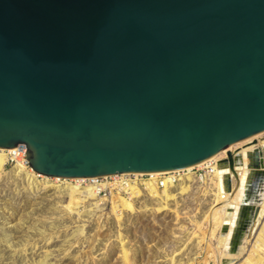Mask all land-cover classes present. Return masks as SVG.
I'll use <instances>...</instances> for the list:
<instances>
[{"label":"water","instance_id":"obj_1","mask_svg":"<svg viewBox=\"0 0 264 264\" xmlns=\"http://www.w3.org/2000/svg\"><path fill=\"white\" fill-rule=\"evenodd\" d=\"M260 133L264 0H0V149L34 174L176 171ZM245 158L230 253L264 186Z\"/></svg>","mask_w":264,"mask_h":264},{"label":"rangeland","instance_id":"obj_2","mask_svg":"<svg viewBox=\"0 0 264 264\" xmlns=\"http://www.w3.org/2000/svg\"><path fill=\"white\" fill-rule=\"evenodd\" d=\"M238 146L231 150L239 152L243 145ZM227 155L228 153L222 154L219 159L222 160ZM8 156L7 153L6 158ZM12 166L14 164L8 163L6 159L0 171V214L2 217H9V224H13L8 229L13 241L11 248L1 241L0 232V264H31L45 254L51 264H168L169 258L181 250L175 256L173 264H178L179 260L185 264L199 252L197 241L201 240V234L207 226L204 215L211 206V198L196 193L194 197L190 195L186 199L166 202V209L157 212L155 208L160 204L155 203L156 199L142 197L137 203H133L137 211L130 213L119 200V197H127L118 189L105 186L99 194L96 193L97 197L103 198L98 205L100 211L94 212L92 209L90 213L83 214L82 211L87 212L92 207L89 204L96 201L83 192L66 194L68 191L64 187L70 184L67 188L71 190L77 183L69 180L59 183L47 179L31 191L23 190L25 184L17 185V180L10 175ZM38 179L43 180H36ZM86 184L79 183L78 190L88 187ZM60 185L62 188H57ZM69 201L70 205L78 203L80 207L72 206L73 208L68 209L65 206H68ZM8 211H12L14 215H10ZM18 220H26L27 223L20 225ZM49 221H53L54 228H49ZM34 222H38L37 228L42 229L43 234L37 232L35 227L30 228ZM76 225L83 227V235L67 240L69 232ZM123 249L131 254L126 262L121 256ZM13 251H17L16 258L11 257ZM184 256L187 258L183 259ZM235 264H241V260Z\"/></svg>","mask_w":264,"mask_h":264},{"label":"bare ground","instance_id":"obj_3","mask_svg":"<svg viewBox=\"0 0 264 264\" xmlns=\"http://www.w3.org/2000/svg\"><path fill=\"white\" fill-rule=\"evenodd\" d=\"M262 136H264V133H260L256 136H253L250 139H247L245 141H242L234 145H231L229 147H226L225 149H223L222 151H220L213 157L195 166L185 168L184 171H186L187 174L180 175L178 178H175L174 179L175 182L170 181V177L168 178L166 175L176 174L180 170L169 171V172L148 173L150 175V178L145 181H141L140 183L142 186H140L138 183H132V184H127L125 187L119 190L121 191V193H123L127 197V199L119 197V200L121 201L122 206L127 212L133 213L137 211L133 203H137V201H139L142 197H147V199L148 198L156 199L155 203L160 204L157 208H155V211L157 212H160L166 209L165 207L166 202H171V200L176 201L178 198L186 199L190 195H191L190 197H194L196 193L200 194L202 197L211 198L209 202L211 206L208 209V212L204 215V220L207 223V226L205 230H203L204 231L203 234H201L202 235L201 240L197 241L200 247V249L198 250L199 252L193 255V257L189 259L187 263L185 262V264H225L224 262H226V264H235L239 260H241V264H264V186H262V192L259 198L260 200L258 204L259 211L253 223L251 224L247 233L242 238V241L240 245L238 246L237 250L234 253L229 252V248H230L229 241H230L231 233L233 232V229H234L235 219L237 217L240 203L244 196V189H245V184H246V179H247V174H248V169L246 168L247 160L245 158V154L247 151H251L254 148H258L261 150L262 148H264V139L261 140ZM238 145H243L242 146L243 148H241L239 152L234 153L235 150L232 151L231 148L236 147ZM237 148H239V146ZM7 153L9 155L8 158H6ZM17 153L23 154V151H20V150L12 151V150L0 149V171L3 165L6 163V159L8 163H13L14 166H12L10 170V175L12 176L13 179L17 180V183H18L17 185L25 184V186L22 188L23 190L29 189L31 191V189L36 187V185H38L39 183H45L47 179H53L54 181L59 182V183L60 182L65 183L66 181L69 180V181L77 183V185L76 186L74 185L75 186L73 187L74 189H71V190L70 188H67L70 184L68 186L66 185V187H64L68 191L66 192V194L68 195H72L74 193L81 194L83 192V193H86L90 197L91 200L96 201L95 203L89 204V206H92V207L89 210H87V212L83 210L82 213L88 214L92 211V209H94V212L100 211L98 208V205L101 204L100 201L103 198L97 197L96 195L97 188L90 185L89 183L90 181H88V179L65 180V179H57V178H47V177H43L40 175H36L29 169V167H26L25 161L23 159H21L20 157L19 158L15 157ZM226 153H228V155L226 156V158H224V160H226L225 164L221 167L219 166V163L223 159L220 160L219 157L222 154H226ZM229 155H230V158H228ZM238 161L240 162L238 166H233ZM209 163H212L211 173L206 174L203 177L202 181H199L198 178L194 177L192 174L189 173V171L192 170L193 168H199L204 165H208ZM37 178H40L43 180L42 181L41 180L39 181V179L36 180ZM225 179H228L230 181L229 190L225 189V186H224ZM158 180H163L162 188H158L156 186L157 185L156 183ZM79 183L80 184L87 183L86 186L88 187H84L83 190L80 191L78 190L80 189ZM56 187L57 186L55 187L51 186V188H56ZM57 188H62V187L60 185ZM15 189L16 191L18 190L17 188ZM71 199L69 200L71 201ZM70 201H69L68 206H65L68 209L71 208L72 206L75 208L80 207L78 203L75 205H70L71 204ZM77 201L78 200H76V202ZM115 211L116 210L114 209V212ZM9 214L14 215L12 211L9 212ZM0 221H1L0 232L2 236L1 241L4 242L7 247L11 248L13 245V241H12L11 234L8 231V229L11 228L13 224H9L10 223L9 217H2L1 214H0ZM17 222L20 225L27 223L26 220H18ZM224 225H226V228L223 231ZM37 226H38V222H34L31 224L30 228L32 227L37 228ZM49 228H54L53 221H49ZM37 232L43 234L42 229L37 228ZM83 233H84L83 227L81 225H76L69 232V236L67 237V240L81 237ZM181 251L179 252L174 251L176 253L169 258L170 263L168 264L175 263L174 258L176 255L180 254ZM16 252L17 251H13V253L11 254V257L16 258ZM129 255L131 254L123 249L122 255H121L123 256L122 260L124 259V261L126 262L127 258H129L128 257ZM47 256L48 255L45 254L44 257H42L40 260L34 261L31 264H51ZM182 258L186 259L187 257L185 258L184 256ZM183 262H181L180 260L177 261L178 264H184Z\"/></svg>","mask_w":264,"mask_h":264},{"label":"built area","instance_id":"obj_4","mask_svg":"<svg viewBox=\"0 0 264 264\" xmlns=\"http://www.w3.org/2000/svg\"><path fill=\"white\" fill-rule=\"evenodd\" d=\"M16 158H21L25 161V165H26V157H25V153L23 152V154L17 153V155H15ZM212 163H209L208 165H204L202 167L199 168H193L192 170L189 171L190 174H192L194 177L198 178L199 181L203 180V177L208 174L211 173L212 170ZM27 167V165H26ZM185 169H181L179 172H177L176 174H172V175H166L168 178L170 177V181H174L175 178H178L180 175H184L187 174L186 171H184ZM150 178L149 174H124V175H116V176H108V177H100V178H94V179H88V181H90V185L94 186L97 188L96 192L97 194H99L103 188L106 186L107 188H113V189H118L121 190L123 187H125L127 184H132V183H138L140 186L141 185V181H145L147 179ZM162 182L163 180H158L157 181V187L158 188H162ZM145 187V186H143Z\"/></svg>","mask_w":264,"mask_h":264},{"label":"flooded vegetation","instance_id":"obj_5","mask_svg":"<svg viewBox=\"0 0 264 264\" xmlns=\"http://www.w3.org/2000/svg\"><path fill=\"white\" fill-rule=\"evenodd\" d=\"M240 162L238 161L237 163H235L233 166H238ZM262 192V189L257 193V191L254 192V194L251 196L252 199H255L257 197V195L259 196L258 198H260V194Z\"/></svg>","mask_w":264,"mask_h":264}]
</instances>
